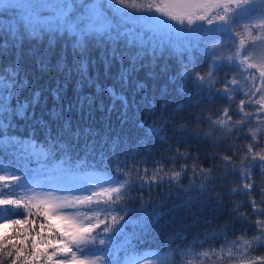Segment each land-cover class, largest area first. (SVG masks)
Returning a JSON list of instances; mask_svg holds the SVG:
<instances>
[{"label":"snow or ice","instance_id":"6c2138e0","mask_svg":"<svg viewBox=\"0 0 264 264\" xmlns=\"http://www.w3.org/2000/svg\"><path fill=\"white\" fill-rule=\"evenodd\" d=\"M179 2L194 5L195 10L175 16L154 9L152 4L137 6L134 0H0V52L26 40L46 39L47 46L36 63L41 74L55 80L54 86L31 91L30 97L21 100L29 81L27 76L21 77L19 64L0 69V220L4 221L0 230L31 224L30 230H17L16 235L23 237L19 240L0 231V264L5 259L10 264H121L118 253L129 242L123 229L135 214L128 205L141 200L143 209L145 204L162 206L173 198L183 206L193 202L213 205L216 213L227 205L232 219L203 236L197 233L191 241L176 232L151 260L136 256L126 264H139L140 260L144 264H264V0ZM129 24H138L140 30ZM149 31L169 38L162 46L177 57L180 67L174 79L185 87L192 85L196 102L223 101L224 106L208 109L211 115L196 116L201 127L193 130L185 124L174 125L175 113L148 107L144 115L152 121L141 118L138 127L144 135L138 148L148 153L150 142L159 141L171 156L162 154L149 161L145 155L137 160L132 151L117 143L111 155L102 157L103 174L95 184L61 186L72 182L68 174L74 143L93 134L90 128L74 126L65 113L74 109L83 113L101 94L112 101L109 111L117 101L125 109V117L129 108L122 91L118 93L114 85L101 87L99 73L90 74V63H94L88 55L90 46L103 47L106 76L113 63H118L115 81L121 89L131 82L138 91L145 85L132 81L133 74L145 66L146 57L155 60L162 55L154 39L147 38ZM61 42L53 64L52 54ZM221 69H225L222 75ZM85 86L94 87L95 93L82 95ZM42 97L45 104L48 97L52 100L47 120L36 117ZM14 118L33 120L45 132V139L38 141L35 131L27 137L9 135ZM52 122H59L55 136ZM170 129L184 132L177 138L175 150L168 143ZM187 137L213 149L223 148V152L193 153L191 145L182 151L180 145ZM239 140L247 143L237 144ZM58 153V169L27 166L33 161L48 165ZM149 162L152 167L147 166ZM57 171L65 173L63 179L55 175ZM229 174L238 176L241 183L227 192H217V186L223 188V184L215 182ZM185 178L189 181L186 186L182 183ZM58 191L88 194L62 198L54 194ZM231 196L244 199L239 203L226 200ZM242 208L245 210L240 211ZM159 215L153 220L145 217L144 227ZM237 223L241 225L239 235Z\"/></svg>","mask_w":264,"mask_h":264},{"label":"trees","instance_id":"16d2710c","mask_svg":"<svg viewBox=\"0 0 264 264\" xmlns=\"http://www.w3.org/2000/svg\"><path fill=\"white\" fill-rule=\"evenodd\" d=\"M137 28L140 27L128 26ZM255 34V33H254ZM157 35V36H155ZM147 38L154 39V43L159 48L161 54H158L155 60L151 56L146 57L143 60L144 67H141L137 73L132 76V81H139L144 84L145 87L141 90H136L133 83L130 82L127 88L121 89L119 83L115 81V77L119 71L120 65L113 63L110 69V75L106 76L104 72V64L102 56L104 55L103 47L90 46L89 59L94 61L90 63V74L96 75L99 73L98 83L101 87L115 86L117 92H123L129 100V108L127 109L126 117L123 115L125 109L122 107L121 102L117 101L115 108L111 111L109 109L112 106L111 99L106 94L96 96L95 104L89 109L85 106L83 113L78 109H74L71 113H65V118H70L74 126H78L81 129H92V135L87 138L81 137L78 143H74L72 151V160L70 168L71 170H96L102 173L100 166L102 164V157H107L112 154L115 149V144H120L122 148H127L133 152L137 160L142 159L145 155H148L149 161L152 158H159L162 154L171 156L172 152H166L165 145L159 141H151L149 144L148 153L145 150L138 148V141L143 138V129L139 128L141 118H146L149 122L152 121L151 116H145V112L148 107L157 110L165 108L166 114H176V119L172 121L174 125L185 124L188 130H193L201 125L196 121L195 117L200 115H211L212 113L208 109H214L224 106L223 101L197 103L193 98V88L191 84L186 87L181 80L174 79L176 73L179 71V64L177 57L170 54L162 46V41L167 43L168 37L161 34H153L147 32ZM175 41V37H171ZM57 45L55 52L52 54V63L56 61V56L60 53L61 45ZM47 46V40L43 42L38 41H24L19 47H10L6 51L0 52V69L8 68L9 66H15L17 63L21 69V77L27 76L29 81V88L21 93V100L26 97H30V92L37 89L47 88L54 86L55 80L50 79L48 75L41 74L39 67L36 63L37 56L45 50ZM203 47V44H201ZM68 60L71 62L72 54L71 48L68 47ZM202 65L206 66V61L201 59L199 61ZM128 62L125 61L124 66L127 67ZM225 69H221L222 75ZM235 71V69H233ZM88 93H95V88H89L85 86L82 95ZM187 93V94H185ZM45 95H47L45 93ZM135 99V104L132 103ZM239 99V97L237 98ZM15 103V102H13ZM103 105V110H100V105ZM52 107L51 97H48V103H44L42 97L41 103L36 107V117L43 116L44 119H48L47 111ZM201 109L205 111L201 112ZM236 117H234L235 119ZM206 127V125H205ZM59 128V122H52V134L55 136ZM35 131V136L38 141L45 139V132L35 125L33 120L23 121L14 118L13 127L8 129L9 135H15L18 137H27L29 133ZM235 135V134H233ZM184 136V132L179 130H169L168 143L172 145L173 150L177 147V138ZM237 144H245L247 141L239 140ZM192 146V152L197 150L201 154L205 152H223V148L213 149L207 144L201 143L197 139L187 137L186 143L181 144V150H185L188 146ZM227 147V145H224ZM138 152V154H137ZM60 154L58 153L55 160H50L48 165L37 164L33 161L27 166L34 170L44 168H59ZM239 161V157H237ZM182 163V161H181ZM192 162L189 161V164ZM152 167L151 163L147 165ZM65 168L69 167L64 165ZM204 167H208L205 163ZM43 179V178H42ZM259 182V176L256 177ZM182 183L186 186L189 181L187 178L183 179ZM217 185L223 184V188L217 186L216 191L227 192L228 189L236 187L241 181L238 176L229 174L223 177L222 180L215 182ZM148 199L147 193H145V201ZM154 200H158V197H153ZM203 198H201L202 200ZM243 196H231L226 197V200H231L239 203L243 200ZM144 201L136 200L131 202L128 207L132 208L134 215H132L127 223V226L123 229L124 237H127L128 243L124 245L118 253V259L121 264H126L130 257H136L150 252L152 254L157 253L163 245L170 241L174 233L180 232L188 236L189 241L192 237L199 233L201 236L204 233L217 230L226 221L231 220L227 213V205L225 210L221 213L213 211V205L193 202L190 205L183 206L181 202L175 198L167 201L164 205L158 204H145V207L141 209V204ZM245 209H240L244 211ZM159 213V217L149 227H144V218L153 220V217ZM20 218V217H13ZM4 222L0 220V223ZM39 221L37 222V230ZM24 228L30 230L31 224L28 225H9L4 232L9 234V239L19 240L23 239L22 236L16 235L17 230L23 231ZM241 225L236 224L237 235H239V229ZM47 232V230H45ZM35 235V233H31ZM254 235V233H249ZM122 237L121 239H123ZM234 237L229 236L228 239ZM30 245V241H27ZM209 243H212L211 241ZM219 242H216V246ZM174 246V245H173ZM183 247V245H181ZM207 247V245H205ZM176 259H179L178 257ZM151 260V259H150ZM4 264H10L5 259ZM102 264V262H98ZM139 264H144L140 262Z\"/></svg>","mask_w":264,"mask_h":264},{"label":"rangeland","instance_id":"374dc122","mask_svg":"<svg viewBox=\"0 0 264 264\" xmlns=\"http://www.w3.org/2000/svg\"><path fill=\"white\" fill-rule=\"evenodd\" d=\"M133 0H130V3H132ZM135 4L137 6H143L147 7L148 4H152L154 9L156 7H159L164 13H170L171 15L180 16L182 14H187L195 10V6L188 4V3H181L179 0H134ZM159 15V13H157ZM133 15H137L136 13H133ZM164 19H168V16L165 15L163 17ZM173 23H175L173 21ZM128 26H135L140 27L138 24H129ZM150 32V31H149ZM152 33V32H150ZM157 36V35H155ZM103 173L95 170H71L68 174V178L72 181L71 183H62L61 186L64 187H80L84 188L88 185V183L95 184L97 182V179L102 175ZM57 176L61 177L62 179L65 176V173L62 171H57ZM56 196L59 197H67L70 198L72 196H80V195H86L87 192H81V191H71V192H62L58 191L54 193ZM4 222H1L0 224H3ZM5 229H2L0 231H5ZM146 259L150 260L152 259V253L146 252L142 255ZM144 260H140L142 262ZM139 262V263H140Z\"/></svg>","mask_w":264,"mask_h":264}]
</instances>
